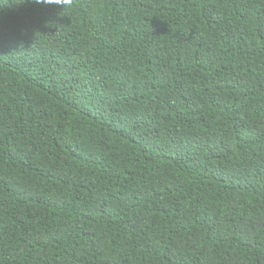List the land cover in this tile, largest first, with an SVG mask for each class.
Masks as SVG:
<instances>
[{"label":"trees","instance_id":"16d2710c","mask_svg":"<svg viewBox=\"0 0 264 264\" xmlns=\"http://www.w3.org/2000/svg\"><path fill=\"white\" fill-rule=\"evenodd\" d=\"M0 264H264V0H0Z\"/></svg>","mask_w":264,"mask_h":264},{"label":"clouds","instance_id":"9594fccd","mask_svg":"<svg viewBox=\"0 0 264 264\" xmlns=\"http://www.w3.org/2000/svg\"><path fill=\"white\" fill-rule=\"evenodd\" d=\"M35 2L41 3V0H35ZM44 3L60 5L63 8L74 6V0H44Z\"/></svg>","mask_w":264,"mask_h":264}]
</instances>
